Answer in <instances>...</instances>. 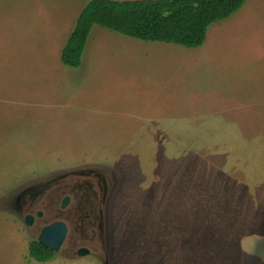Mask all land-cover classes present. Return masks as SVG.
Masks as SVG:
<instances>
[{
    "label": "rangeland",
    "instance_id": "374dc122",
    "mask_svg": "<svg viewBox=\"0 0 264 264\" xmlns=\"http://www.w3.org/2000/svg\"><path fill=\"white\" fill-rule=\"evenodd\" d=\"M91 1L0 0V264H264V0L199 48L95 26L71 68ZM64 176L29 226L18 197ZM59 220L62 249L35 261Z\"/></svg>",
    "mask_w": 264,
    "mask_h": 264
},
{
    "label": "trees",
    "instance_id": "16d2710c",
    "mask_svg": "<svg viewBox=\"0 0 264 264\" xmlns=\"http://www.w3.org/2000/svg\"><path fill=\"white\" fill-rule=\"evenodd\" d=\"M248 0H93L80 14L63 52L62 62L82 65L84 51L95 26L144 42L186 48L202 47L210 27L231 18ZM56 256L38 241L31 242L30 257L48 262Z\"/></svg>",
    "mask_w": 264,
    "mask_h": 264
},
{
    "label": "water",
    "instance_id": "95a60500",
    "mask_svg": "<svg viewBox=\"0 0 264 264\" xmlns=\"http://www.w3.org/2000/svg\"><path fill=\"white\" fill-rule=\"evenodd\" d=\"M77 175L88 176V177L93 175L94 177L98 178L99 185L101 187L104 186L105 188H107L106 179L101 174L90 171L88 173H85V172L78 173ZM64 178H66V176H64L63 178H60V179H54L53 181H50V182H48L44 185H41L39 187L28 189L27 191L24 192V194H22V197L33 196L34 199H37L41 195H43L46 191H48V189H50V187L53 184L58 183L59 180L64 179ZM70 202H71V197L67 196L62 202V205H61L62 209H66L70 205ZM40 215H42V213H40ZM33 222H34V218L32 216H28L27 217V224L29 226H33ZM68 233H69L68 225L63 221H56V222H53L52 224L46 226L42 230V232L38 238V242L45 249H49L51 252L57 253L62 249V247L66 241V238L68 236ZM90 253H91V250L88 247H82L77 252V254L79 256H88V255H90Z\"/></svg>",
    "mask_w": 264,
    "mask_h": 264
},
{
    "label": "flooded vegetation",
    "instance_id": "af4514ba",
    "mask_svg": "<svg viewBox=\"0 0 264 264\" xmlns=\"http://www.w3.org/2000/svg\"><path fill=\"white\" fill-rule=\"evenodd\" d=\"M90 188L94 191V188L93 186H90ZM95 192V191H94ZM96 193V192H95ZM24 194V192L22 193ZM22 194L20 195V197H22ZM97 194V193H96ZM35 196V195H34ZM18 197L21 201H23L24 205L27 207V209H25L23 213H21V217L23 216V219L24 221L27 223V217L28 216H32L34 218V222H33V225L36 223V220L37 219H42L44 217V212L43 211H36V203L38 201V198L37 199H34L33 196H24L22 198ZM40 213H42V215H40ZM60 221V220H59ZM53 222H56V221H53ZM53 222H51L50 224H52ZM48 224V225H50ZM46 225V226H48ZM44 226V228L46 227ZM43 228V229H44ZM69 228V227H68ZM82 248V247H81ZM56 254V253H55ZM91 254V253H90Z\"/></svg>",
    "mask_w": 264,
    "mask_h": 264
}]
</instances>
